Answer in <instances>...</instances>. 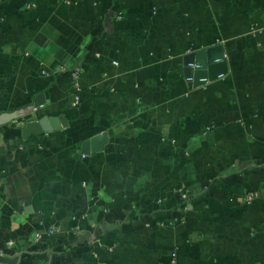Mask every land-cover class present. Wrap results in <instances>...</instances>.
Returning a JSON list of instances; mask_svg holds the SVG:
<instances>
[{
  "label": "crops",
  "instance_id": "0c3cea01",
  "mask_svg": "<svg viewBox=\"0 0 264 264\" xmlns=\"http://www.w3.org/2000/svg\"><path fill=\"white\" fill-rule=\"evenodd\" d=\"M217 43L225 74L189 87ZM41 93L66 125H0V255L264 264V0H0V113Z\"/></svg>",
  "mask_w": 264,
  "mask_h": 264
},
{
  "label": "water",
  "instance_id": "95a60500",
  "mask_svg": "<svg viewBox=\"0 0 264 264\" xmlns=\"http://www.w3.org/2000/svg\"><path fill=\"white\" fill-rule=\"evenodd\" d=\"M222 59L221 62L214 63V60ZM188 63L198 64V69H193L187 66ZM184 74L186 77L193 75V80L189 83V87H197L204 84L206 81L216 79L220 74H225L227 65L224 58V49L221 43L210 45L193 52L187 53L184 56ZM205 78V80H202ZM46 93L38 94L32 104L21 107L11 112L0 113V125L14 119H22L24 125L21 134L26 138L32 133H41L43 131H52L61 129L66 125L63 116H38L36 109L39 108L47 99ZM106 140L105 133H99L85 140L81 146V152L87 156L91 151H99L102 144ZM15 258L6 255H0V262L14 264Z\"/></svg>",
  "mask_w": 264,
  "mask_h": 264
},
{
  "label": "built area",
  "instance_id": "2783aa9c",
  "mask_svg": "<svg viewBox=\"0 0 264 264\" xmlns=\"http://www.w3.org/2000/svg\"><path fill=\"white\" fill-rule=\"evenodd\" d=\"M218 60V59H216ZM190 66L194 69H198L200 66L198 64H194V63H191ZM187 81H191L192 80V76H188L186 77ZM202 80H205V78H202ZM207 82V81H206Z\"/></svg>",
  "mask_w": 264,
  "mask_h": 264
}]
</instances>
